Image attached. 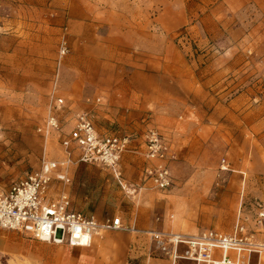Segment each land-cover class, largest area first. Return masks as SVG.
<instances>
[{"label": "rangeland", "instance_id": "obj_1", "mask_svg": "<svg viewBox=\"0 0 264 264\" xmlns=\"http://www.w3.org/2000/svg\"><path fill=\"white\" fill-rule=\"evenodd\" d=\"M130 83L176 157L171 187L147 197L122 188L124 205L150 207L157 230L195 233L230 231L264 203V0H0V192L57 156L56 138L37 130L55 97L71 105L66 116L97 97L128 114L116 98ZM75 167L69 186L92 189ZM128 234L102 230L75 247L0 227V264H112L120 251L106 237L120 245Z\"/></svg>", "mask_w": 264, "mask_h": 264}, {"label": "built area", "instance_id": "obj_2", "mask_svg": "<svg viewBox=\"0 0 264 264\" xmlns=\"http://www.w3.org/2000/svg\"><path fill=\"white\" fill-rule=\"evenodd\" d=\"M61 55L68 52L63 44ZM92 106L82 108L72 116L64 97H55L48 113L38 126V133L56 138V157H45L40 167L10 188L0 192V227L24 232L39 240L89 246L102 230H123L149 240V256L171 260V264L191 261L197 264H255L264 255V203L253 212L240 215L230 231L206 228L195 233L171 230L139 229L125 224L121 217L99 220L84 215L74 207L69 194L55 197L52 187L61 182L71 185L70 169L74 165L91 164L122 177L121 163L128 152L145 146L141 178L144 185L165 190L174 184L171 163L176 157L171 137L155 125L142 133L132 131L121 135L102 132L96 123V109L102 98L88 99ZM91 100V101H90ZM221 169L227 170L225 160ZM130 246V254L136 252ZM260 263V262H259Z\"/></svg>", "mask_w": 264, "mask_h": 264}, {"label": "crops", "instance_id": "obj_3", "mask_svg": "<svg viewBox=\"0 0 264 264\" xmlns=\"http://www.w3.org/2000/svg\"><path fill=\"white\" fill-rule=\"evenodd\" d=\"M6 40L10 41L9 39ZM88 57L91 59V61L95 60V57L91 55ZM129 86L132 93L116 98V104L122 106L129 105L133 107V110L131 109L128 114H123L124 110L122 114H118L120 109L112 106V101H109L107 104H104L102 101L103 105L99 106L101 109L98 111L99 108H97L98 113L96 114V122L98 118L103 121L104 124L98 127L102 132L122 133L123 129H129L142 133L149 125H154L152 124L154 121V119L151 118L152 114H144V110H146L149 106V100H147V97L141 96L143 88H140L141 86L136 83H130ZM72 115L73 114L70 116ZM114 122L119 123L122 127H120V125L119 127H114L115 125H112ZM115 128H120V130L117 131ZM145 150V146L141 145L136 152H128L126 154V159V155L124 156L125 161L123 159L121 163L122 177L120 179L117 178L113 173L112 175L111 173L101 171L99 167L79 164L77 165L78 167L74 168L75 170L73 169L75 171V176L78 177L79 174L85 170L86 175H88L87 184L89 187H92V189L88 188L85 191L82 190L78 194L76 193V187L78 184L70 187L69 185L65 186L63 183L57 182L53 186L51 193L55 197L62 195V193L69 194L72 198V201L74 200V202H76L77 207L81 208V211H79L75 205L78 212L84 215H95L100 221L104 220L106 218L105 216L114 214L113 217H121L125 224L139 229L152 228L154 222L151 219L152 211L150 207L144 204L139 205L138 207L133 205L130 206L128 204L124 205L126 202V196L124 195L123 189H130L131 192L144 191L146 197L151 196L150 190H156L149 188L148 185H144L142 182L141 169L145 160ZM77 171H79V173H77ZM95 173L96 175L99 174L102 177L101 181H95L92 179ZM89 183H92L93 185L91 186ZM97 186H99V188H96ZM106 210L109 212L108 214H106ZM126 232L129 234L127 236L124 235V238L127 241L123 244L113 245L109 235L104 241L106 245L105 247L108 249L113 250L114 252L120 251L117 255L113 256L114 260L112 261V264H132V261H137L139 264H171V260L169 259H161L154 256H149V240L146 237L137 236L136 233L130 231ZM95 238L96 237L94 236L89 246L75 247H91L95 243ZM134 244H136L137 250L136 252L130 254V246ZM117 256H119L120 259L117 258Z\"/></svg>", "mask_w": 264, "mask_h": 264}, {"label": "bare ground", "instance_id": "obj_4", "mask_svg": "<svg viewBox=\"0 0 264 264\" xmlns=\"http://www.w3.org/2000/svg\"><path fill=\"white\" fill-rule=\"evenodd\" d=\"M100 234V233H99Z\"/></svg>", "mask_w": 264, "mask_h": 264}]
</instances>
